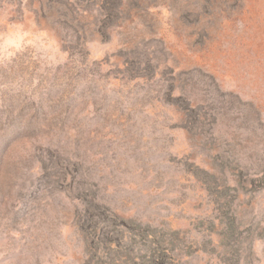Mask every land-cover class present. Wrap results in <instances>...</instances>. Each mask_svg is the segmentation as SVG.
Segmentation results:
<instances>
[{
  "label": "rangeland",
  "instance_id": "1",
  "mask_svg": "<svg viewBox=\"0 0 264 264\" xmlns=\"http://www.w3.org/2000/svg\"><path fill=\"white\" fill-rule=\"evenodd\" d=\"M0 264H264V0H0Z\"/></svg>",
  "mask_w": 264,
  "mask_h": 264
}]
</instances>
